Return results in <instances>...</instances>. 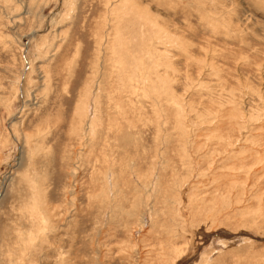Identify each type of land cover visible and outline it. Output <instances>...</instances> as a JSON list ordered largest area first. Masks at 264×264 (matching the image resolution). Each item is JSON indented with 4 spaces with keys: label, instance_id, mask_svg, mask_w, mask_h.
Instances as JSON below:
<instances>
[{
    "label": "rangeland",
    "instance_id": "obj_1",
    "mask_svg": "<svg viewBox=\"0 0 264 264\" xmlns=\"http://www.w3.org/2000/svg\"><path fill=\"white\" fill-rule=\"evenodd\" d=\"M60 263L264 264V0H0V264Z\"/></svg>",
    "mask_w": 264,
    "mask_h": 264
},
{
    "label": "bare ground",
    "instance_id": "obj_2",
    "mask_svg": "<svg viewBox=\"0 0 264 264\" xmlns=\"http://www.w3.org/2000/svg\"><path fill=\"white\" fill-rule=\"evenodd\" d=\"M140 12V11H139ZM143 39H144V36H143ZM143 41V40H142ZM144 44V43H143ZM158 44V43H157ZM165 45V44H164ZM145 48V47H144ZM143 47L141 48L142 50L144 49ZM151 51V50H150ZM130 67H131V65H130ZM103 69H106V68H103ZM96 103V102H95ZM93 122V121H92ZM94 124H95V122H93ZM92 129V128H91ZM251 135V134H250ZM250 171H251V169H250ZM251 174H253V172L251 173ZM257 174V173H256ZM253 176V175H252ZM250 178V177H249ZM248 183V182H247ZM250 183H251V181H250ZM254 184V183H253ZM40 203V202H39ZM39 207V206H38ZM43 217V216H42ZM48 222V221H47ZM46 223V222H45ZM50 224V223H49ZM46 225H48V224H46ZM45 225V226H46ZM48 227V226H47ZM46 227V228H47ZM49 229H52V228H49ZM41 237V236H40ZM52 240H53V238H52ZM61 259V258H60ZM66 259H67V257H66ZM64 261V260H63ZM61 264V263H60Z\"/></svg>",
    "mask_w": 264,
    "mask_h": 264
}]
</instances>
